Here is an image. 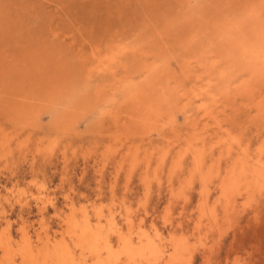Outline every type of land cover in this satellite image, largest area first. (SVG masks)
<instances>
[{"label": "rangeland", "instance_id": "obj_1", "mask_svg": "<svg viewBox=\"0 0 264 264\" xmlns=\"http://www.w3.org/2000/svg\"><path fill=\"white\" fill-rule=\"evenodd\" d=\"M179 1L0 0V264H264V181L243 173L237 147L231 157L211 151L217 130L200 167L191 152L206 124L199 104L219 112L253 157L264 146V80L238 55L258 51L264 0ZM113 56L109 71L95 69ZM148 63L158 66L152 77ZM242 82L255 86L253 102ZM132 91L149 105L167 96L165 117H148Z\"/></svg>", "mask_w": 264, "mask_h": 264}, {"label": "bare ground", "instance_id": "obj_2", "mask_svg": "<svg viewBox=\"0 0 264 264\" xmlns=\"http://www.w3.org/2000/svg\"><path fill=\"white\" fill-rule=\"evenodd\" d=\"M181 1V0H180ZM179 1V2H180ZM178 2V3H179ZM182 2V1H181ZM248 3V2H247ZM176 9V8H175ZM253 11V10H252ZM172 12H173V10H172ZM171 12V13H172ZM257 13V12H256ZM258 13H259V10H258ZM249 14H251L250 16H248V18H247V21L246 22H251L252 21V23L253 24H259L260 22H259V20H260V17L258 16V15H255V14H253V13H249ZM164 15H166V14H164ZM160 16V15H159ZM200 17V16H199ZM213 17H214V15H213ZM212 17V18H213ZM201 18V17H200ZM199 18V19H200ZM215 18V17H214ZM220 18V17H219ZM204 19V18H203ZM218 19V18H217ZM212 20V19H211ZM222 20V19H221ZM165 21H167V20H165ZM199 21V20H198ZM201 21V20H200ZM212 21H215V20H212ZM215 22H217V21H215ZM169 23V22H168ZM174 23L176 24V22L174 21ZM195 23V22H194ZM221 23H223V22H221ZM170 24V23H169ZM173 24V23H172ZM188 24H189V22H188ZM202 24V23H201ZM194 25V24H193ZM195 25H197V24H195ZM225 25V24H224ZM245 25V24H244ZM166 26V25H165ZM177 26V25H176ZM179 26H180V24H179ZM190 26V25H189ZM188 26V27H189ZM199 26V25H198ZM218 26H221L222 27V25H219V23H218ZM247 26V25H246ZM178 27V26H177ZM186 27V26H185ZM196 27V26H195ZM194 27V28H195ZM155 28V27H154ZM154 28H153V30H154ZM194 28H192V29H194ZM203 28V27H202ZM220 28V27H219ZM247 28V30H248V32H249V35H251V34H253V33H256L257 32V30L259 29L258 28V26L257 27H253L251 30H249V27H246ZM258 28V29H257ZM158 29V28H157ZM168 29H170V28H168ZM167 29V30H168ZM182 29V28H181ZM180 29V30H181ZM196 29V28H195ZM200 29V28H199ZM239 29H241L240 27H237V30H239ZM245 29V28H244ZM165 30V29H164ZM187 30V29H186ZM190 30V29H189ZM203 30V29H202ZM222 30V29H221ZM235 30V28H232L231 26L230 27H225L224 28V32H226V34H228L229 35V33L231 34L233 31ZM143 31V30H142ZM161 30H159L158 32H160ZM169 31V30H168ZM168 31H167V33H168ZM183 31V30H182ZM181 31V32H182ZM195 31V30H194ZM223 31V30H222ZM240 31V30H239ZM259 31V30H258ZM150 32H152V31H150ZM172 32V31H171ZM180 32V33H181ZM185 32V31H184ZM202 32V31H201ZM199 33V35H201L202 33ZM238 32V31H237ZM253 32V33H252ZM262 33H261V38L259 39V43H257L255 46H254V48H256V47H259L258 48V51L256 52V53H252L251 52V54L249 53H247V46H246V48L244 47V52H243V50H241V53H239L238 54V52L236 53V54H238L239 56H242L243 58H244V61H246L247 62V64L246 65H248V63H249V67L251 68V70H252V74L254 75V77L256 78V80L258 81V83L255 81V85H256V83L257 84H259V81H263L264 80V48L262 49V47H263V45H264V31L262 30L261 31ZM161 33V32H160ZM180 33H179V35H180ZM191 33H193V31H191ZM198 33V32H197ZM234 33V32H233ZM153 34V33H152ZM165 34V33H164ZM189 34H190V32H189ZM204 34H205V32H204ZM197 35V34H196ZM227 35V36H228ZM233 35V34H232ZM231 35V36H232ZM255 35V34H254ZM253 35V36H254ZM148 36V35H147ZM162 36V35H161ZM180 36H183V35H180ZM190 35H188V37H189ZM202 37H204L203 35H201ZM226 36V35H225ZM252 36V37H253ZM260 36V35H259ZM149 37V36H148ZM151 37V36H150ZM165 37V36H164ZM173 37V36H172ZM185 37H187V36H185ZM188 37H187V39H188ZM195 37V36H194ZM222 37H224V36H222ZM228 38V37H227ZM251 38V37H250ZM159 39V38H158ZM173 39V38H172ZM179 39V38H178ZM182 39V38H181ZM180 39V40H181ZM190 39V38H189ZM193 39V38H192ZM224 39V38H223ZM149 40V39H148ZM194 40V39H193ZM199 40V39H198ZM230 40V39H229ZM155 41V40H154ZM184 41V40H183ZM191 41V40H190ZM196 41V40H195ZM222 41V40H221ZM152 42V41H151ZM151 42L149 43V44H151ZM157 42V41H156ZM164 42V41H163ZM220 42V41H219ZM225 42H226V40H225ZM242 40H241V42H238V44L240 45V44H242ZM147 43V44H148ZM161 43V42H160ZM169 43V42H168ZM185 43V42H184ZM222 43H223V41H222ZM118 44H120V43H118ZM154 44H155V42H154ZM157 44V43H156ZM159 44V43H158ZM163 44V43H162ZM189 44H190V42H189ZM199 44H200V42H199ZM117 45V44H116ZM146 45V44H145ZM178 45H179V43H178ZM191 45V44H190ZM196 45V44H195ZM194 45V46H195ZM238 45V46H239ZM250 45V44H249ZM152 46V45H151ZM156 46V45H155ZM160 46H161V44H160ZM159 46V47H160ZM171 46V45H170ZM169 46V47H170ZM184 46V45H183ZM183 46H182V48H183ZM202 46V45H201ZM251 46H252V44H251ZM134 47V46H133ZM140 47V46H139ZM154 47V46H153ZM153 47H151V48H153ZM157 47V46H156ZM164 47V46H163ZM197 48H200V47H198V46H196ZM204 47V46H203ZM202 47V48H203ZM143 48V47H142ZM150 48V47H149ZM171 48V47H170ZM181 48V49H182ZM206 48V47H205ZM99 49V48H98ZM97 49V50H98ZM112 49H113V47H112ZM126 49V48H125ZM146 49V48H145ZM156 49V48H155ZM155 49H154V51H155ZM166 49H167V47H166ZM169 49V48H168ZM204 49V48H203ZM121 50V49H120ZM123 50V49H122ZM160 50V49H159ZM172 50V49H171ZM187 50V49H186ZM188 50H189V47H188ZM187 50V51H188ZM236 50H237V47H236ZM124 51V50H123ZM138 51V50H137ZM137 51H136V53H137ZM148 51V50H147ZM147 51H145L146 53H147ZM151 51V50H150ZM169 51V50H168ZM183 52H184V50H182ZM192 51V50H191ZM240 51V50H239ZM95 52V51H94ZM102 52V51H101ZM112 52H114V51H112ZM128 52H130V51H128ZM132 52V51H131ZM142 52H144V50H142ZM155 52H157V51H155ZM154 52V53H155ZM161 52V51H160ZM171 52V51H170ZM169 52V53H170ZM183 52H182V54H183ZM243 52V53H242ZM97 53V52H96ZM98 53H99V51H98ZM115 53V52H114ZM119 53V52H118ZM132 53H134V52H132ZM135 53V54H136ZM140 53V52H139ZM164 53V51L162 52V54ZM186 53V52H185ZM193 53V52H192ZM199 53V52H198ZM197 53V54H198ZM128 54V53H127ZM148 54V53H147ZM150 54L152 55V53L150 52ZM173 54V53H172ZM186 54H188V52L186 53ZM234 54V53H233ZM91 55H93V54H91ZM97 55V54H96ZM111 55H113V54H111ZM115 55V54H114ZM119 55H122L121 53H119ZM132 55V54H131ZM160 55V54H159ZM190 55H192L191 54V52H190ZM196 55V54H195ZM208 55H210L211 56V54H206V56L205 57H207ZM215 55V54H214ZM110 56V55H109ZM116 56H118V55H116ZM134 56V55H133ZM141 56V55H140ZM148 56V55H147ZM153 56V55H152ZM154 56H155V54H154ZM174 56V55H173ZM173 56H172V58H173ZM185 56H187V55H185ZM217 56H219V55H217ZM227 56V55H226ZM93 57V56H92ZM136 57V56H135ZM145 58H146V54H145V56H144ZM169 57V56H168ZM191 57V56H190ZM220 57V56H219ZM94 58V57H93ZM122 58V57H121ZM120 58V59H121ZM138 58H140V57H138ZM143 58V57H142ZM156 58V57H155ZM158 58H160L159 56H158ZM176 58V57H175ZM196 58V57H195ZM194 58V59H195ZM237 58H239V57H237ZM243 58H241L240 57V59H242L243 60ZM95 59V58H94ZM116 59H117V57H116ZM136 59V58H135ZM151 59H153V58H151ZM166 59V58H165ZM210 59V58H209ZM228 59V58H227ZM239 59V61H241L242 62V60H240ZM90 60V59H89ZM114 60V56L113 57H111V58H106V59H98V63H99V65L98 66H94V67H96L95 69H99V70H108L109 69V67H107V64H105V63H108L107 61H113ZM139 60H141V59H139ZM157 60H159V59H157ZM170 60V64H171V59H169ZM206 60V59H205ZM164 61V60H163ZM166 61V60H165ZM189 61H190V59H189ZM192 61V60H191ZM213 61V60H212ZM215 61V60H214ZM238 61V62H239ZM86 62V61H85ZM90 62V61H89ZM87 63L88 64V66L90 65V63ZM94 62V61H93ZM115 62V61H114ZM142 62V61H141ZM144 62H146V61H144ZM184 62V61H183ZM188 62V61H187ZM195 62H197V61H195ZM204 62V61H203ZM95 63V62H94ZM165 63V62H164ZM177 63V62H176ZM210 63H211V61H210ZM243 63V62H242ZM91 64H92V62H91ZM113 64V63H112ZM130 64V63H129ZM149 64V63H148ZM151 64V63H150ZM149 64V66L146 64H144V65H142L143 67H144V71L147 73V75L149 76V77H152V75L153 74H155V73H157V65L156 64H153L152 66ZM158 64V63H157ZM161 64V63H160ZM159 64V65H160ZM197 64H199V62L197 63ZM213 64V66L215 65L216 66V63H212ZM220 64H222V63H220ZM243 65V66H246V65ZM86 65V64H85ZM114 65V64H113ZM140 65V64H139ZM138 65V66H139ZM162 65H165V64H162ZM193 65V64H192ZM218 65H219V63H218ZM217 65V66H218ZM242 65V64H241ZM61 66V65H60ZM83 66H84V62H83ZM87 66V67H88ZM167 66V65H166ZM165 66V67H166ZM175 66H177V65H175ZM211 66V65H210ZM86 67V68H87ZM89 67H91V66H89ZM94 67L92 68V69H94ZM126 67V66H125ZM140 67V66H139ZM168 67V66H167ZM178 67V66H177ZM181 67H182V65H181ZM189 67V66H188ZM198 67V66H197ZM220 67V66H219ZM248 66L246 67L247 69L249 68ZM138 68V67H137ZM163 68V67H162ZM175 68V67H174ZM183 68V67H182ZM202 68V67H201ZM208 68V67H207ZM244 68V67H243ZM84 69V68H83ZM125 69V68H124ZM141 68H139L138 70H140ZM171 69V68H170ZM179 69V72L181 71L180 70V68H178ZM192 69V68H191ZM78 70V69H77ZM81 70V69H80ZM91 70V69H90ZM132 70V69H131ZM137 70V69H136ZM184 70V69H183ZM183 70H182V73H183ZM206 70V69H205ZM204 70V71H205ZM242 70H244V69H242ZM84 71V70H83ZM85 71H86V69H85ZM109 71V70H108ZM208 71V70H207ZM88 72V71H87ZM86 72V73H87ZM93 72H95V71H93ZM142 72V71H141ZM179 72H178V74H179ZM186 72V71H185ZM209 72V71H208ZM242 72V71H241ZM90 73H92L91 71H90ZM159 73H162V70H161V72H159ZM181 73V74H182ZM188 73V72H187ZM244 73H245V71H244ZM243 72H242V74H244ZM135 74H137V73H135ZM134 74V75H135ZM196 74V73H195ZM247 75L249 74V73H246ZM251 74V73H250ZM252 74H251V81H252ZM79 75V74H78ZM92 75V74H91ZM137 75H139V74H137ZM158 75V74H157ZM160 75V74H159ZM162 75V74H161ZM160 75V76H161ZM237 75V74H236ZM186 76V75H185ZM209 76V75H208ZM217 76V75H216ZM238 76V75H237ZM248 76H250V75H248ZM142 77V76H141ZM157 77V76H156ZM184 77V76H183ZM202 77V76H201ZM214 77V76H213ZM212 77V78H213ZM144 78V77H143ZM146 78V77H145ZM144 78V79H145ZM158 78V77H157ZM161 78V77H160ZM159 78V79H160ZM162 78H164V77H162ZM232 78V77H231ZM254 78V79H255ZM148 79V78H147ZM86 80H88V77L86 78ZM138 80V79H137ZM165 80V79H164ZM187 80V79H186ZM186 80H185V82H186ZM205 80V79H204ZM219 80L221 81V79L219 78ZM130 81V80H129ZM136 81V80H135ZM134 81V82H135ZM145 81V80H144ZM168 81V80H167ZM171 81V80H170ZM193 81H195L194 79H193ZM206 81H207V78H206ZM82 82V81H81ZM90 82V81H89ZM114 82V81H113ZM189 82V81H188ZM212 82V81H211ZM210 82V83H211ZM249 82V81H248ZM78 83H80V81L78 82ZM86 83H88V82H86ZM136 83V82H135ZM139 83H140V81H139ZM169 83V82H168ZM173 83V82H172ZM204 83V82H203ZM207 83H208V81H207ZM250 83V82H249ZM82 84V83H81ZM124 84V83H123ZM130 84V83H129ZM128 84V85H129ZM132 84H133V82H132ZM193 84V83H192ZM242 84H244L243 82H242ZM261 84V83H260ZM60 85V84H59ZM70 85V84H69ZM141 85V84H140ZM149 85V84H148ZM203 85V84H202ZM201 85V86H202ZM205 85V84H204ZM61 87H62V85H60ZM86 86V85H85ZM122 86V85H121ZM126 86V85H125ZM131 86H133V85H131ZM143 86V85H142ZM164 87L162 84L160 85V87ZM171 86V85H170ZM55 87V86H54ZM70 87V89H69V91H67V93H68V95L71 93V86H69ZM68 87V88H69ZM127 87V86H126ZM130 87V86H129ZM137 87V86H136ZM146 86H144V88H145ZM149 87V86H148ZM147 87V88H148ZM158 87H159V85H158ZM159 87V88H160ZM173 87H174V85H173ZM206 87V86H205ZM204 87V88H205ZM255 87V86H254ZM253 86H252V84H244L243 86H242V88H241V91H240V94L241 95H243L244 97L246 96V98H253L251 101L250 100H248V101H250V102H253V100H254V96H255V88H254ZM260 87H262V86H260ZM259 87V88H260ZM131 88V87H130ZM143 88V89H144ZM159 88H157V89H159ZM176 88V87H175ZM182 88V87H181ZM186 88V87H185ZM191 89H192V87H190ZM200 88H202V87H200ZM199 88V89H200ZM231 88V87H230ZM257 88V87H256ZM88 89V88H87ZM117 89V88H116ZM123 89V88H122ZM138 89V88H137ZM174 89V88H173ZM172 89V90H173ZM179 89V88H178ZM188 89V88H187ZM191 89H189L190 90V92L192 93L193 91H191ZM195 89V88H194ZM212 89V88H211ZM224 89V88H223ZM264 89V88H263ZM59 90V89H58ZM77 90H78V87H77ZM83 90V89H82ZM89 90V89H88ZM118 90V89H117ZM123 90H125V88L123 89ZM153 90V89H152ZM155 90H156V88H155ZM164 91H165V89H163ZM193 90V89H192ZM198 90V89H197ZM233 90V89H232ZM260 90V89H259ZM84 91V90H83ZM83 91L81 92V93H83ZM87 91V90H86ZM116 91V90H115ZM128 91H130V90H128ZM137 91V90H136ZM138 91L140 92V93H142L139 89H138ZM159 91V90H158ZM163 91V92H164ZM175 91V90H174ZM185 91V90H184ZM216 91V90H215ZM60 92V91H59ZM58 92V93H59ZM62 92V91H61ZM73 92V91H72ZM75 92V91H74ZM78 92V91H77ZM88 92V91H87ZM123 92V91H122ZM133 92V91H132ZM152 92V91H151ZM181 92V91H180ZM202 92V91H201ZM78 93H80V92H78ZM128 93V92H127ZM135 92H133V94H134ZM138 93V92H137ZM179 93V92H178ZM203 93V92H202ZM60 94V93H59ZM86 94H88V93H86ZM91 94V93H90ZM157 95H158V92L156 93ZM170 94V93H169ZM206 94V93H205ZM95 95V94H94ZM98 95V94H97ZM125 95V94H124ZM127 95V94H126ZM131 95V94H130ZM174 94L172 93V96H173ZM178 95H180V94H178ZM258 95V94H257ZM65 96L66 95H64L63 97L65 98ZM70 96V95H69ZM71 96H72V94H71ZM86 96H89V95H86ZM91 96V95H90ZM89 96V97H90ZM99 96V95H98ZM97 96V97H98ZM128 96H129V94H128ZM145 96V95H144ZM144 96H142V94L140 95L139 93L138 94H136L135 93V95H134V98H133V102H137V103H140V105H146L145 107H146V112H147V116L148 115H152V114H156L157 116L159 115L160 117H161V119H163V116H162V114L160 113V109L163 107V106H169L170 105V102H171V100L169 101L166 97H164V98H160L161 100H159V101H161L160 103H159V101H158V103L157 104H159V105H154V104H150L149 105V103H145V99H147V98H145ZM176 96H177V94H176ZM183 96V95H182ZM197 96H199V95H197ZM61 97V96H60ZM62 97V98H63ZM82 97V96H81ZM85 97V96H84ZM114 97V96H113ZM124 97H127V96H124ZM159 97V96H158ZM170 97H171V95H170ZM181 97V96H180ZM185 97V96H184ZM206 97V96H205ZM210 97H212L213 98V96L210 94ZM235 97V96H234ZM258 97V96H257ZM71 98H73V97H71ZM71 98H69V99H71ZM83 98V97H82ZM103 98V97H102ZM130 98V97H129ZM169 98V97H168ZM192 98V97H191ZM190 98V99H191ZM194 98V97H193ZM202 98H204V97H202ZM211 98V99H212ZM222 98V97H221ZM66 99V98H65ZM87 99H88V97H87ZM90 99V98H89ZM104 99V98H103ZM112 99V98H111ZM126 99V98H125ZM128 99V98H127ZM163 99V100H162ZM171 99V98H170ZM176 99H179V97H176ZM194 99H196V98H194ZM207 99V98H206ZM74 100V99H73ZM73 100H71V101H73ZM83 100H85L84 98L82 99V102H83ZM92 100V99H91ZM94 100V99H93ZM92 100V101H93ZM113 100H115L114 98H113ZM112 100V101H113ZM175 100V99H174ZM185 100H186V98H185ZM184 100V101H185ZM197 100V99H196ZM247 100V99H246ZM41 101H43V99L41 100ZM48 101V100H47ZM66 101H67V99H66ZM78 101V100H77ZM76 101V102H77ZM87 101V100H86ZM106 101V100H105ZM173 101V100H172ZM192 101V100H191ZM204 101V100H203ZM210 101V100H209ZM223 101V100H222ZM225 101V100H224ZM244 101V100H243ZM88 102V101H87ZM175 102V101H174ZM177 102H179V101H177ZM183 102V101H182ZM182 102H181V105H182ZM193 102V101H192ZM208 102V101H207ZM74 103H75V101H74ZM93 103V102H92ZM97 103V102H96ZM95 103V104H96ZM100 103V102H99ZM98 103V104H99ZM186 103V102H185ZM191 103V102H190ZM201 103V102H200ZM255 103H258V102H256L255 101ZM49 104V103H48ZM76 104V103H75ZM79 104H80V102H79ZM83 104V103H82ZM94 104V105H95ZM97 104V105H98ZM110 104V103H109ZM123 105L122 106H124V103H122ZM125 104H127V103H125ZM132 104V103H131ZM175 104H177V103H175ZM187 105H188V102L186 103ZM194 104V103H193ZM214 104V103H213ZM250 104V103H249ZM248 104V105H249ZM84 105H85V103H84ZM91 105V104H90ZM90 105H89V107H90ZM101 105V104H100ZM129 105H130V103H129ZM173 105V104H172ZM200 105V109L203 111V118L206 120V124L204 125V127H202L203 128V130H202V132L203 133H201V134H199V132H201V131H196V132H198V134L196 133L195 134V137L196 138H194V140H193V145L195 146H197V148H192V150H191V152H192V154H193V156H194V159L196 160V162H197V164H198V167H200L201 165H202V162H204L203 161V157H204V153H205V150H204V145H205V143L207 142L206 140L208 139V138H211L210 136H212L211 134H210V131L211 130H217V132H215V136H216V138H214L215 139V142L213 143V146H211V151H213L214 149H216V148H219V149H221L222 151H223V155H226V156H229V157H231L232 156V154H234V151H235V149H234V147H237L238 148V150H239V152H240V154L238 155L239 156V158H238V160H237V163H239V165L241 166V169H242V171H243V173H245L248 169H250V171L249 172H251L252 173V176H253V179H254V183L255 184H257V185H260V183L262 182V181H264V146H261L259 149H258V152L256 153V155H255V157H253L252 155H251V151H250V147H249V145L248 144H244L243 143V141L241 140V138H239L237 135H236V133H235V130L233 131L230 127H229V125H228V123H227V121L226 120H223V119H221L220 118V116H219V112H217L216 110H213V109H210V108H212L211 106L209 107V105L207 106L206 104H199ZM226 105V104H225ZM173 106H175V105H173ZM180 106V105H179ZM185 106V105H184ZM68 107V106H67ZM67 107L64 109V111H63V113H62V111L60 112V113H62V114H60V116L58 117V122L60 123V126H59V128L61 127L62 129H68V127L70 126V124H71V121H73L71 118H69L68 117V115L71 113V115L73 114V115H75V114H77V112H78V109H76V105H75V108H74V106H72L73 107V109L71 108V111L70 112H67L68 110H66L67 109ZM84 107H87V110H88V106L86 105V106H84ZM83 107V108H84ZM92 107H93V104H92ZM96 107V106H95ZM98 107V106H97ZM170 107V106H169ZM222 107H224V106H222ZM226 107H227V105H226ZM259 107H261V104L259 105ZM91 108V107H90ZM89 108V109H90ZM120 108V107H119ZM168 108V107H167ZM166 108V109H167ZM172 108V107H171ZM184 108H186V107H184ZM21 109V108H20ZM24 109V108H23ZM80 109H81V104H80ZM79 109V110H80ZM162 109H164V107L162 108ZM169 109V108H168ZM182 109V108H181ZM191 109H193L192 107H191ZM254 110H255V108H253ZM252 109V110H253ZM18 110H19V108H18ZM22 110V109H21ZM26 110V109H25ZM24 110V111H25ZM90 110H92V109H90ZM93 110H94V107H93ZM92 110V111H93ZM144 110V109H143ZM184 110V109H183ZM27 111V110H26ZM89 111V110H88ZM103 111H104V109H103ZM169 111V110H168ZM168 111H165V112H168ZM193 111H195V110H193ZM219 111H220V109H219ZM19 112V111H18ZM84 112V111H83ZM96 112V111H95ZM106 112V111H105ZM110 112L111 111H109L108 112V115L110 114ZM197 112H198V110H197ZM200 112V111H199ZM21 113V112H20ZM24 113H26V112H24ZM87 113V111L84 113V114H86ZM122 113V112H121ZM189 113V112H188ZM201 113V112H200ZM81 114V113H80ZM83 114V113H82ZM114 114V113H113ZM123 114H125V113H123ZM132 114V113H131ZM131 114H130V116H131ZM169 114V113H168ZM170 114H171V112H170ZM261 114H264L263 112H261ZM35 115V114H34ZM91 115H93V114H91ZM115 115V114H114ZM114 115H112V116H114ZM126 115V114H125ZM185 115H187V113L185 114ZM184 115V113H183V116H185ZM196 115V114H195ZM194 115V116H195ZM202 115V114H201ZM99 116H100V114H99ZM159 116H158V118H159ZM193 116V115H192ZM224 116V115H223ZM262 116H264V115H262ZM21 117V116H20ZM24 117V116H23ZM148 117H151V116H148ZM148 117H145V118H143V123L144 124H150L151 125V122H152V120L150 119V118H148ZM165 117V116H164ZM189 117V116H188ZM200 117V116H199ZM199 117H197V118H199ZM116 119V123H117V125L119 124V123H121V122H119V119L117 118V117H115ZM128 118H129V116H128ZM139 119H140V117H138ZM35 119V118H34ZM110 119V118H109ZM113 119H114V117H113ZM131 119V118H130ZM129 119V120H130ZM191 119V118H190ZM200 119V118H199ZM111 120V122H112V119H110ZM117 120H118V122H117ZM132 120V119H131ZM23 121V120H22ZM121 121V120H120ZM186 121V120H185ZM198 121V120H197ZM29 122H30V120H29ZM57 122V123H58ZM113 122H114V120H113ZM166 122V121H165ZM187 122V121H186ZM194 122V121H193ZM201 122V121H200ZM73 123V122H72ZM124 123H125V121H124ZM190 123H192L191 122V120H190ZM202 123H204V121H202ZM23 124V123H22ZM32 123H30V125H31ZM56 124V123H55ZM112 124V123H111ZM114 124V123H113ZM112 124V126H114ZM130 124V123H129ZM170 124V123H169ZM193 124H195V123H193ZM103 125V124H102ZM117 125L116 126H114V127H117ZM173 125V124H172ZM190 125V124H189ZM247 125V124H246ZM120 126V125H119ZM121 126H122V124H121ZM186 126H187V124H186ZM185 126V127H186ZM202 126V125H201ZM245 126V125H244ZM248 126V125H247ZM251 126V125H250ZM58 127V126H57ZM124 127V126H123ZM126 127H127V125H126ZM163 127L164 128H167V126H166V124L165 125H163ZM195 127V126H194ZM169 128V127H168ZM189 128H190V126H189ZM245 128H246V126H245ZM252 128V127H251ZM61 129V130H62ZM124 129V128H123ZM179 129V128H178ZM199 129H200V127H199ZM256 129V128H255ZM134 130V129H133ZM158 130V129H157ZM164 130V129H163ZM193 130V129H192ZM117 131V130H116ZM156 131V130H155ZM189 131V130H188ZM131 132V131H130ZM158 132V131H157ZM190 132V131H189ZM126 133V132H125ZM194 133V132H193ZM175 135V134H174ZM177 135V134H176ZM194 135V134H193ZM197 135V136H196ZM125 137V136H124ZM145 137V136H144ZM184 137V136H183ZM187 137V136H186ZM194 137V136H193ZM205 137H206V140H205ZM214 137V136H213ZM146 138V137H145ZM164 138H166V137H164ZM174 138V137H173ZM177 138V137H176ZM189 138V137H188ZM188 138H187V140H188ZM263 138V137H262ZM182 139V138H181ZM184 140H185V138H183ZM128 140V139H127ZM146 140V139H145ZM210 140V139H209ZM182 141V140H181ZM171 143H172V141H171ZM174 143L175 144H177V140H174ZM263 143V142H262ZM131 144V143H130ZM184 144V141H183V143H182V145ZM211 145H212V143H210ZM180 145V144H179ZM187 145V144H186ZM193 145H191V146H193ZM141 146V145H140ZM181 146V145H180ZM184 146H185V144H184ZM208 146V145H207ZM177 147V146H176ZM186 148V147H185ZM253 150V149H252ZM237 151V150H236ZM218 152V151H217ZM253 152V151H252ZM125 153H126V151H125ZM191 154V155H192ZM210 155V154H209ZM211 155H212V153H211ZM132 156V155H131ZM206 157H207V155H206ZM235 158V157H234ZM237 158V157H236ZM230 160V159H229ZM232 160V159H231ZM193 162H194V160H193ZM224 162H225V159H224ZM205 163V162H204ZM232 165V164H231ZM230 165V166H231ZM203 168V167H202ZM238 168V167H237ZM231 170V169H230ZM231 172V171H230ZM237 173H238V171H237ZM236 173V174H237ZM229 174V173H228ZM251 176V175H250ZM143 178V177H142ZM245 182V181H244ZM234 188V187H233ZM257 191V190H256ZM249 200V199H248ZM188 253V252H187Z\"/></svg>", "mask_w": 264, "mask_h": 264}]
</instances>
